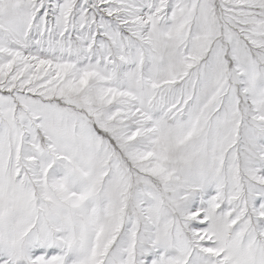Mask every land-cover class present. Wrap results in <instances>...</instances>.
<instances>
[{"label":"snow or ice","instance_id":"obj_1","mask_svg":"<svg viewBox=\"0 0 264 264\" xmlns=\"http://www.w3.org/2000/svg\"><path fill=\"white\" fill-rule=\"evenodd\" d=\"M0 264H264V0H0Z\"/></svg>","mask_w":264,"mask_h":264}]
</instances>
